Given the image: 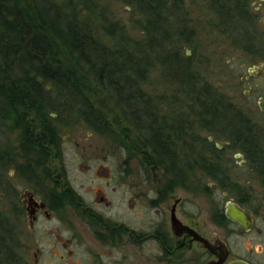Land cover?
Returning <instances> with one entry per match:
<instances>
[{"label": "flooded vegetation", "instance_id": "flooded-vegetation-1", "mask_svg": "<svg viewBox=\"0 0 264 264\" xmlns=\"http://www.w3.org/2000/svg\"><path fill=\"white\" fill-rule=\"evenodd\" d=\"M253 67L248 68L245 79L253 75L255 70ZM263 72L264 69L258 67L257 76H262ZM252 92L253 90H250L249 94ZM261 103L264 106V98L259 96L257 104L264 112ZM160 120L161 123L157 121L150 125L148 130L150 134L148 137L145 136L148 138L146 146L137 144V140H140L137 136L138 139L133 141L132 148L122 161L120 151L112 152V158L117 157L112 170L109 162H100L93 169L85 166L87 172L90 171L92 174L91 179L97 181H91V185L88 186L81 184V188L72 185L64 162L56 160L62 159V137L55 130L54 139L44 146L50 153L45 158H54L56 161L33 160L22 163L19 175L22 180L29 181V186L22 185L16 189L14 184L13 186L7 182L2 184L0 197L4 210L1 214L3 223L0 225L2 239L0 245L3 247L0 261L8 260L7 254L11 248L16 255L14 257L16 264H30L29 250L32 254V264H216L219 260L217 252L222 254L225 250L226 257L220 264H226L234 259L249 264H264V210L260 212L263 226L255 228V210L246 207L242 197L244 188L235 187V181L231 177L220 179L222 182L220 185L223 187H220L221 193L202 194L213 198L222 196L220 201L211 200L207 206L193 200L194 202L190 203L192 209L188 210L183 195H175L176 188H183L184 181H189L185 174H189L190 170L194 172L196 169L203 170L202 175L195 177L196 188L199 190L203 178L212 173L210 161L206 159L216 157L215 152L221 146L214 144V137L210 135L207 139L213 143L199 146L197 142L201 139L199 135L196 136L193 127L184 126V123L180 124L179 121L174 127L167 123L168 119ZM158 125L161 128L155 138L154 127L157 128ZM188 133L189 138L186 140L185 134ZM256 136L259 142V172L264 183V134L263 139L257 133ZM23 146L21 143L22 149ZM182 149H188V152L193 154L198 151L200 156H202L200 152L209 151L212 154H204L201 161H197L194 156L184 157L185 152H181ZM158 151H162L161 162L167 152L176 153L175 163L178 164V170L173 173L168 171L174 175L169 177L167 171L162 169V164L155 155V153L160 155ZM185 158L189 161L187 162ZM179 160L186 162L179 166ZM136 165L142 169L135 174L133 169ZM122 167L124 170L126 167L129 169L125 181L121 177ZM213 185L216 186L215 183L209 184V189ZM234 188L240 191L241 198H230L222 203V198ZM198 195L194 194V198H198ZM228 203L238 208L243 216L244 212L247 214L246 223L250 221L247 229L244 228V220L241 225L226 215ZM205 213L209 214V220L201 218ZM174 217L181 226L187 227L191 232L181 230L180 225L173 226ZM24 220L29 231L33 233L37 231V236L34 235L37 239L27 252ZM42 220H55L60 224L45 230L40 228L42 224L39 222ZM63 223L66 225L64 230L66 235H62L60 228ZM221 228L224 231L218 230ZM253 228L257 230L262 240L257 251V261H251L248 256L239 254L229 240L233 233L244 235ZM41 236L48 239L43 240Z\"/></svg>", "mask_w": 264, "mask_h": 264}, {"label": "rangeland", "instance_id": "rangeland-1", "mask_svg": "<svg viewBox=\"0 0 264 264\" xmlns=\"http://www.w3.org/2000/svg\"><path fill=\"white\" fill-rule=\"evenodd\" d=\"M40 1L44 3L53 2L59 5L65 13H69L74 9L79 20L89 26L96 38L102 40L106 45H112V41L114 42L102 28V21L97 19L91 11L82 7V1ZM182 1L183 7L180 11L182 14L179 15L183 20L182 33L180 35L175 33L168 47L175 46L177 49L179 48L182 57L187 58L195 82L190 86H184L174 81L166 69L164 70L159 65L154 56L150 65L145 68L143 79L140 82L138 81V85L148 96L159 123L161 122L160 119L164 118L168 119L167 123L174 125V127L178 121L180 124L183 122L184 126L189 125V128L193 127L195 129L196 136L199 135L201 139L197 142L199 146L206 144L207 137L210 135L214 137V144L216 143L221 147L217 148L216 157L206 159L210 161L212 173H207V177L203 178L199 190L196 188L195 177L202 175L203 170L196 169L194 172L186 168L189 174L186 173L185 175L188 176L189 181H184L183 188H176L175 195H183L185 207L188 210L192 209L190 203H193V200L195 202L199 201L200 205L207 206L211 200L220 201L222 196L213 198L202 194L205 192L221 193L220 187L222 186L220 184L222 182L220 179L231 177L235 181V187L240 188L242 186L244 188V196L242 197H244L246 207L255 210L254 227H262L260 212L262 209L264 210V205L262 206L264 203V183L259 172L260 159L258 158L255 161L250 155L245 154L244 151L238 148L236 142L228 141L225 133L229 131L223 125L218 124L216 118L213 124H209V126H212L211 128L203 127L198 122V116H196L199 110L196 95L200 94V88H204L207 89L206 95H214L216 98L222 99L225 104H230L243 113L244 117L253 125L255 133L263 139L264 112L259 108L257 101L259 96L264 98V72L259 77L257 76V70H254L249 79H245V77L248 75L247 70L249 67L257 66L264 69V0H245V14L250 20L245 32L244 25H242L243 28L234 27L238 25L237 22L230 23L226 20L211 0ZM94 3L98 5V8L101 6L102 9L100 10H104L105 14L110 16L113 21L124 27L126 35L132 40L129 48L136 41L139 42L143 39L144 32L135 22L138 17L126 2L123 0H94ZM152 55L150 53V56ZM10 74L15 76V73L11 72ZM46 86L47 89H51L49 84ZM250 90H253L252 94H249ZM91 92L92 96L89 97L93 102L92 107L94 106L104 113L108 122L107 125H104L105 129L90 127L79 113L72 110V113H69L70 117L66 113L53 115L54 112L49 113L48 116L49 122L62 137V159L56 158V160L64 162L68 177L76 188H81V184L88 186L91 185V181H97L91 179L92 174L90 171L87 172L85 166L93 169L100 162H109L110 170H112L115 158L117 159V157L112 158L114 150L120 151L122 161L127 157L128 151L132 148L133 141L135 142L138 139V135L139 137L140 135L148 137L150 134L148 132L142 134L128 124L121 115L115 99L103 91L99 85L95 84ZM55 95L52 90L51 97L55 99ZM68 103L72 104V101L70 100ZM68 107L72 109L74 106ZM35 120L36 123H39L37 119ZM22 136L21 128L16 125L15 121L8 117L0 118V193L2 192V184L6 182L10 186L14 184L16 189L21 188L22 185L29 186V181L22 180L21 175H19L22 163L32 161L31 159L27 160L25 152L21 148ZM188 138L189 133L185 134V139ZM177 150L178 147L175 148L176 153ZM182 151L185 152L184 157L191 158L194 156L197 161H201L203 155L209 153V151L206 153L200 152L202 154L200 156L198 151L195 154L188 152V149H182ZM158 152L160 155H157V153L155 155L158 157V161L161 162L163 158V156L161 158L162 151ZM176 153L167 152L163 162H161L162 169L167 171L168 176L174 175L169 174L168 171L173 173L178 170V164L175 163ZM187 154L190 155L186 156ZM48 160L56 161L54 158L44 157L40 162ZM185 160L189 161L188 158H185ZM184 162L181 161L179 166L183 165ZM140 168L142 169L141 166ZM140 168L138 165L134 166V173H138ZM128 170V167L125 170L123 167L121 169V177L124 181V178L129 174ZM26 172L28 174V171ZM181 172H183V169ZM212 183H215L216 186L213 185L209 189V184ZM121 191L123 192V189ZM197 193L199 194L198 198H194V194ZM240 195H242L240 191L234 188L229 191L227 196L222 198V203L230 198H241ZM3 210L4 206L0 197L1 214ZM208 216L209 214L205 213L201 218L209 220ZM39 224H42L40 228L47 230L59 226L60 223L55 220H42ZM60 228L62 229V235H66L64 231L66 228L65 223ZM224 229L228 231L227 228ZM23 230L25 245L28 247L25 248L27 252L31 249L34 240L37 239L34 236H37V231H34V233L29 231L26 220L23 223ZM218 230L224 231L223 228ZM45 236L43 238L41 236V238L43 240L48 239ZM229 240L239 254L248 256L251 261H257V251L260 249V243L262 242L257 230L253 228L251 232L244 235L235 232L229 237ZM29 251V263L32 264V254L31 250Z\"/></svg>", "mask_w": 264, "mask_h": 264}, {"label": "trees", "instance_id": "trees-1", "mask_svg": "<svg viewBox=\"0 0 264 264\" xmlns=\"http://www.w3.org/2000/svg\"><path fill=\"white\" fill-rule=\"evenodd\" d=\"M79 1L102 21V28L114 40L112 45L96 38L74 9L65 13L53 2L0 0V118H11L21 128L27 160L40 161L50 155L44 145L56 133L48 120L51 112L66 113L70 117L72 110L90 127L105 129L108 122L104 113L92 107L90 100L95 84L115 99L128 124L146 134L150 125L159 120L138 81L143 79L144 70L154 56L174 81L184 86L195 82L187 58L182 57L179 48L168 47L172 36L182 33L183 20L179 16L182 0H123L132 7L138 17L135 22L144 32L143 39L131 48L132 40L120 23L101 11L102 7L98 8L94 0ZM211 1L226 20L237 22L234 27L244 25L246 31L250 20L245 14V0ZM47 84L51 89H47ZM52 90L55 99L51 97ZM206 91L200 88V94L196 95L198 122L211 128L209 124L216 118L229 131L225 133L226 139L236 142L238 148L257 161L259 142L251 122L222 99L206 95ZM70 100L72 104L68 103ZM71 105L72 109L68 107ZM160 128V125L154 127L155 138ZM139 139L137 144H148L144 135ZM206 143L212 144L208 140ZM2 248L0 245V256ZM7 256L8 260L0 264H16L11 248Z\"/></svg>", "mask_w": 264, "mask_h": 264}, {"label": "water", "instance_id": "water-1", "mask_svg": "<svg viewBox=\"0 0 264 264\" xmlns=\"http://www.w3.org/2000/svg\"><path fill=\"white\" fill-rule=\"evenodd\" d=\"M253 69L257 70L258 67H257V66H254ZM250 70H251V68H250ZM260 105L262 106L261 108L263 109L264 106L262 105V103H261ZM237 156H238V155H237ZM226 215H227L230 219H232V220L238 222V223L241 224V225H243V220H244V228H246V229L248 228V226H249V222H250V221L248 220V224L246 223V220H247V214L244 212V216H243V214L241 213V211H240L238 208H236L233 204H231V203H228V204H227ZM172 224H173V226H175V227H179V225L181 226L180 222H179L177 219H175V217H174V219H172ZM180 228H181V230H184V231H187V232H191V231H190L187 227H185V226H181ZM181 230H180V231H181ZM217 256L219 257V260L216 262V264H220V263H222V262L224 261L225 257H226V251L223 250L222 254H219V252H217ZM226 264H249V263L246 262V261H243V260L234 259V260H232V261H229V262L226 263Z\"/></svg>", "mask_w": 264, "mask_h": 264}]
</instances>
